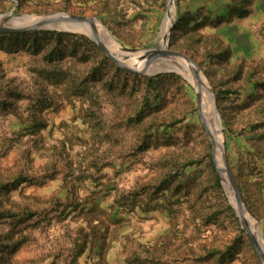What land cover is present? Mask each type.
Returning a JSON list of instances; mask_svg holds the SVG:
<instances>
[{
    "label": "rangeland",
    "instance_id": "obj_1",
    "mask_svg": "<svg viewBox=\"0 0 264 264\" xmlns=\"http://www.w3.org/2000/svg\"><path fill=\"white\" fill-rule=\"evenodd\" d=\"M169 5L0 0L7 27L23 29L0 32V264H264L217 166L195 72L138 59L97 28L18 25L93 18L126 47L167 39L156 53L189 57L264 242V0H175L165 32ZM154 64L174 71L147 73Z\"/></svg>",
    "mask_w": 264,
    "mask_h": 264
},
{
    "label": "bare ground",
    "instance_id": "obj_2",
    "mask_svg": "<svg viewBox=\"0 0 264 264\" xmlns=\"http://www.w3.org/2000/svg\"><path fill=\"white\" fill-rule=\"evenodd\" d=\"M174 1L175 0H169L170 5L168 8L167 21L163 27L165 32H167V30L169 28V19L171 18L173 11H174V6H173ZM11 16L12 15L0 16V25L9 26L10 20H4V19L6 17H11ZM36 22H37L36 18L27 17V18H23V19L19 20L18 25H24V24L25 25H31V24H35ZM61 28L63 30L86 33V34H88V36L93 34L94 28H97L96 31H98V30H99V32L102 31V33L105 36H109V38L113 41V43H115L118 46V44L111 38L108 31L103 30L102 26L100 25V23L97 20H94L93 23H85V24H81V25L76 24V23H69V24H65V25L61 26ZM109 38H107V39H109ZM163 43L164 42H160V44H159L160 46L158 45L159 49H161V47H163V45H164ZM177 62L183 63L181 61H177ZM177 64L171 63V64H169V66L172 69L176 70L177 72L184 73V70L181 67L177 66ZM156 65H157V67H156ZM166 65L161 66L160 64H154L151 68H148L147 73H151V72H155V71L163 70V69L164 70H172L171 68H167ZM188 67L189 68L188 69L186 68V70H189L192 73L193 72L196 73L194 66L188 65ZM174 70H172V71H174ZM196 74H197L196 76L199 79V81L196 78L193 79L190 75H188V80L190 81V83H195V86L198 90L200 99H202V102H203L202 104L205 107V110H206L205 113L207 115V116H205V123L207 125V128L211 129V136L214 139V147H215L217 166L221 172V175H222V178H223L225 184H227L228 182L230 184V188L232 190L234 198L232 197V194H231L230 188L228 187V184L226 185L227 191L230 195L232 203L234 204V206L236 207V209L240 215L241 222H242L244 229L257 240L259 253H260L261 257L264 259V242L261 238L258 237L259 231H257L258 229H256V227L254 226V223L252 222V216L249 213V211L242 205V203H240L237 195H236L237 199L234 196L235 191H234V187H233V182L230 179V175L228 174V170H227V167H226V164H225V161L223 158V154L221 151V136H220L221 134H220V127H219L218 119H217V116H216L215 111H214V109H215L214 108V95L210 92V90L207 87H205V85H207V81L203 77V75L200 74V72H197Z\"/></svg>",
    "mask_w": 264,
    "mask_h": 264
},
{
    "label": "water",
    "instance_id": "obj_3",
    "mask_svg": "<svg viewBox=\"0 0 264 264\" xmlns=\"http://www.w3.org/2000/svg\"><path fill=\"white\" fill-rule=\"evenodd\" d=\"M3 15H11V13L3 14ZM23 17L27 18L30 16H23ZM94 20L95 19H93V18H84V17L74 16V15L51 14L48 16H44V18L42 20H40L37 24H34V26L32 28L46 27V26H50V25L58 23V22H65V23L71 22V23H76V24L93 23ZM21 30H23V29L8 28L7 26H0V32H5V33L16 32V31H21ZM106 30L108 31V29H106ZM108 33L110 34L111 38L118 44V46L121 50L130 53L131 55L135 56L138 59H145L147 61H154V60L162 59L163 57H170V58H173L174 60L183 62L187 66L188 65L194 66L196 73L199 72V69L194 64V62L189 57H187L183 54H180L178 52H173V51H158V53H156L155 51L159 48V46H157L156 48L151 47V48L140 49V50L129 48V47H126V46L120 44L109 31H108ZM164 44H165V46L163 48L166 49L167 48V39H166V41L164 40ZM198 102H199V99H198ZM228 174H229V172H228ZM233 187H234V184H233ZM234 191H235L240 203H242V205L245 207V205H244L243 201L241 200V198L238 194V191L236 190L235 187H234ZM250 236H251L252 242H253V244H254L257 252H258L259 258L261 259L262 262H264V259L261 257V255L259 253L257 240L252 235H250Z\"/></svg>",
    "mask_w": 264,
    "mask_h": 264
}]
</instances>
